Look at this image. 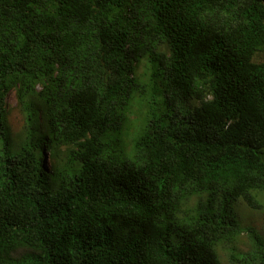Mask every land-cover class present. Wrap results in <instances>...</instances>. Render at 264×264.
Segmentation results:
<instances>
[{
  "label": "trees",
  "instance_id": "16d2710c",
  "mask_svg": "<svg viewBox=\"0 0 264 264\" xmlns=\"http://www.w3.org/2000/svg\"><path fill=\"white\" fill-rule=\"evenodd\" d=\"M259 194L264 0H0V264H223Z\"/></svg>",
  "mask_w": 264,
  "mask_h": 264
},
{
  "label": "rangeland",
  "instance_id": "374dc122",
  "mask_svg": "<svg viewBox=\"0 0 264 264\" xmlns=\"http://www.w3.org/2000/svg\"><path fill=\"white\" fill-rule=\"evenodd\" d=\"M134 73L140 82L148 83L150 78V68L147 61L144 59L138 64H134ZM160 107V103H158ZM146 109H144L145 111ZM142 110L141 113L136 114V117L131 118V122L127 124L126 142L129 143L131 138L137 134V129L140 128L141 119L147 117ZM6 114L7 125L10 129V138L14 145H19L27 140V134L23 113L17 103L15 92L12 90L6 98ZM42 163L47 167V159H42ZM259 207L251 208L242 199L236 202V213L239 223L243 229L241 233L234 240L232 245H220L218 254L223 264L228 262L229 251L234 248L238 252H247L252 247V236L264 237V201L259 194L256 198Z\"/></svg>",
  "mask_w": 264,
  "mask_h": 264
}]
</instances>
